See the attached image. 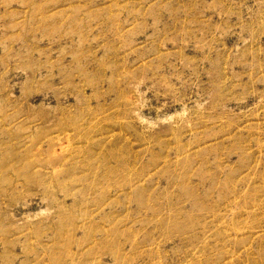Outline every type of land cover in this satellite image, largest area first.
Segmentation results:
<instances>
[{
  "label": "rangeland",
  "instance_id": "374dc122",
  "mask_svg": "<svg viewBox=\"0 0 264 264\" xmlns=\"http://www.w3.org/2000/svg\"><path fill=\"white\" fill-rule=\"evenodd\" d=\"M0 264H264V0H0Z\"/></svg>",
  "mask_w": 264,
  "mask_h": 264
}]
</instances>
